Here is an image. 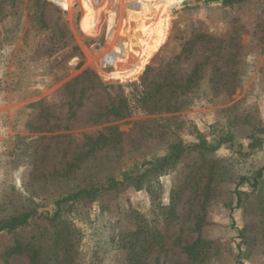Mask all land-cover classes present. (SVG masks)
I'll use <instances>...</instances> for the list:
<instances>
[{
  "label": "rangeland",
  "instance_id": "obj_1",
  "mask_svg": "<svg viewBox=\"0 0 264 264\" xmlns=\"http://www.w3.org/2000/svg\"><path fill=\"white\" fill-rule=\"evenodd\" d=\"M135 168L138 187L53 218ZM261 168L264 0H0V222L34 213L0 232V264H264Z\"/></svg>",
  "mask_w": 264,
  "mask_h": 264
},
{
  "label": "trees",
  "instance_id": "obj_2",
  "mask_svg": "<svg viewBox=\"0 0 264 264\" xmlns=\"http://www.w3.org/2000/svg\"><path fill=\"white\" fill-rule=\"evenodd\" d=\"M140 62H135V64L129 70H127L126 73H124L121 77L130 79L138 75L142 67L145 65ZM147 70L149 71V68H147L146 71ZM87 74V72H84L82 75L85 76ZM168 87L170 89L172 87L171 84ZM157 103L158 102H154L151 99L144 98L138 108H140V110L144 113H154V111H163L164 113H167L175 112L177 110V108L174 107V104L170 102V99H167V101L164 102L161 106H157ZM110 114L118 118L124 117L123 114L116 112L114 109H112ZM167 151L168 152L163 157L156 158L154 161H150L147 164L148 170L146 171H149L151 169L158 170L160 168L165 167L167 164L175 163L180 158L182 146L172 145L170 148H167ZM145 173V171L141 172L138 168H135L131 171L121 172L117 176L108 177L100 182L89 183L83 188L74 189L71 192L67 193L66 196L59 197L57 200H55L54 206L56 207V210L53 218H58L62 214L70 212L75 203H92L96 201L100 196L107 194L108 192L114 191L128 182H133L135 183L134 185L138 187L139 184L142 182L143 177L146 175ZM263 173L264 168H261L253 176V187L256 186L258 180L263 176ZM244 182H247V180L241 179L239 184H242ZM33 215V212H28L1 221L0 232H13L20 228H24L25 226L29 225V223L33 220ZM15 249L17 254L22 252L19 246H16ZM28 257L31 264H39V257L37 255V251L32 250ZM65 258V264H69V262H67V260L70 259L69 256L67 255Z\"/></svg>",
  "mask_w": 264,
  "mask_h": 264
},
{
  "label": "bare ground",
  "instance_id": "obj_3",
  "mask_svg": "<svg viewBox=\"0 0 264 264\" xmlns=\"http://www.w3.org/2000/svg\"><path fill=\"white\" fill-rule=\"evenodd\" d=\"M150 47V46H149ZM149 47H147V48H149ZM127 48H129V47H127ZM146 48V49H147ZM151 48V47H150ZM150 48L147 50V52H146V54L144 55V56H140L139 58H137V60H140V61H142V62H147L148 60H149V53H150ZM116 51V50H115ZM132 51H133V49H132ZM131 51V52H132ZM114 52V51H113ZM120 53H122L123 55H125V53H124V50L123 49H120ZM119 54V53H118ZM129 55H130V52H129Z\"/></svg>",
  "mask_w": 264,
  "mask_h": 264
}]
</instances>
